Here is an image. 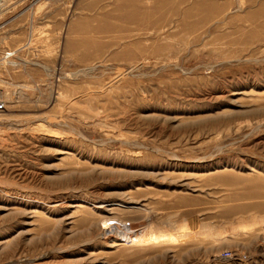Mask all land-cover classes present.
I'll use <instances>...</instances> for the list:
<instances>
[{
    "label": "rangeland",
    "instance_id": "1",
    "mask_svg": "<svg viewBox=\"0 0 264 264\" xmlns=\"http://www.w3.org/2000/svg\"><path fill=\"white\" fill-rule=\"evenodd\" d=\"M5 2L0 264H264V0Z\"/></svg>",
    "mask_w": 264,
    "mask_h": 264
},
{
    "label": "bare ground",
    "instance_id": "2",
    "mask_svg": "<svg viewBox=\"0 0 264 264\" xmlns=\"http://www.w3.org/2000/svg\"><path fill=\"white\" fill-rule=\"evenodd\" d=\"M5 0H0V9L2 7V9L4 8L5 6ZM12 55V53H11ZM9 56L5 57L8 58ZM12 64V63H11ZM188 230V229H186ZM185 230V231H186ZM164 232H167V230H164V227L163 226H156V227H148L146 230L144 229V231L141 233V234H137L136 235V240H146V239H152V238H157L159 236H162L164 234ZM188 234V233H187Z\"/></svg>",
    "mask_w": 264,
    "mask_h": 264
},
{
    "label": "built area",
    "instance_id": "3",
    "mask_svg": "<svg viewBox=\"0 0 264 264\" xmlns=\"http://www.w3.org/2000/svg\"><path fill=\"white\" fill-rule=\"evenodd\" d=\"M5 108H6L5 103L0 100V114L5 111Z\"/></svg>",
    "mask_w": 264,
    "mask_h": 264
}]
</instances>
